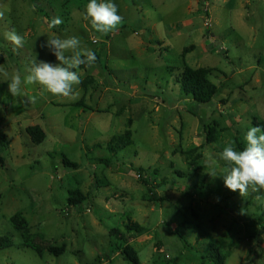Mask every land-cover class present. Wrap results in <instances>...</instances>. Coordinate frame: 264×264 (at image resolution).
<instances>
[{"label": "rangeland", "instance_id": "rangeland-1", "mask_svg": "<svg viewBox=\"0 0 264 264\" xmlns=\"http://www.w3.org/2000/svg\"><path fill=\"white\" fill-rule=\"evenodd\" d=\"M88 2L0 0V69L10 75L35 58L58 63L41 47L53 35L77 36L97 56L75 69V99L40 85L13 97L0 75V264H131L113 231L140 264H213L214 253L264 264V190L242 197L208 173L223 169L219 153L237 133L244 147L253 122L264 123V0H112L123 22L108 35L83 18ZM55 16L63 23L49 29ZM12 28L23 47L4 38ZM185 66L217 72L209 105L182 92ZM35 126L40 145L26 132ZM128 130L131 146L111 145ZM74 192L89 198L77 211Z\"/></svg>", "mask_w": 264, "mask_h": 264}, {"label": "clouds", "instance_id": "clouds-1", "mask_svg": "<svg viewBox=\"0 0 264 264\" xmlns=\"http://www.w3.org/2000/svg\"><path fill=\"white\" fill-rule=\"evenodd\" d=\"M3 15L4 12L0 11V19ZM83 18L90 21L91 28L102 35H108L123 22L118 5L112 0H89ZM62 23L63 20L55 16L47 22V26L52 29ZM4 38L16 48L23 47L25 43L24 37L15 28L6 31ZM41 47L48 48L58 63L37 61L35 58L23 77L19 71L10 75L8 71L0 69V75L8 82L9 92L13 97H20L23 95L22 86L40 85L44 92L75 99L78 95L75 86L82 83L75 69H79L81 65H93L97 60L95 51L84 45L77 36H49ZM29 102L34 103L35 98H30ZM244 142L242 149H238L235 142L225 144L219 153V160L225 166L220 173L215 170L208 172L212 177L222 175L224 186L242 197L247 196L250 189L252 192L264 190V129L259 126L250 127L244 136ZM206 155L210 156V153L206 152Z\"/></svg>", "mask_w": 264, "mask_h": 264}, {"label": "trees", "instance_id": "trees-1", "mask_svg": "<svg viewBox=\"0 0 264 264\" xmlns=\"http://www.w3.org/2000/svg\"><path fill=\"white\" fill-rule=\"evenodd\" d=\"M188 49H185L183 52V57H185ZM6 58L4 54H0V65L5 62ZM217 73L213 69H192L187 66L184 67L183 71L179 75V80L177 83L180 84L181 90L187 97L190 98V101H193L195 104L199 105H209L213 99L219 94V88L211 81V77ZM131 127V121L129 123ZM215 127H217V123H214ZM253 126H259L264 129V123H257L256 120L253 122ZM206 140L207 142H212L213 138L217 136V132L215 128L206 127ZM27 134L32 139L35 145H40L44 142L46 135L43 128L39 126L29 127L27 128ZM132 131L128 130L125 132L123 136L115 137L112 140V144L114 142H120V145L125 149L132 145ZM236 147L238 149H242V143L240 139V134L237 133L236 135ZM3 160L0 159V165H3ZM64 165L71 169H78L77 164H72L67 162L66 160L63 161ZM143 172L142 169H139L138 173ZM143 184L148 186L147 182L143 181ZM149 192L152 195H155L154 188H148ZM157 202L156 199H154ZM89 204V198L84 196L80 192H74L72 196L68 199V205L75 209L76 211L80 209V207H84L85 205ZM127 229L130 233L134 232L136 234L143 233L145 230L144 228L140 227L139 225H131L127 226ZM112 235L116 234L117 237L125 243V248L123 249V256L125 261L131 264H140L138 256L136 252L133 250L131 246H128V243L125 239V236L120 234L117 231H113ZM185 241V240H184ZM6 243V241H4ZM1 247V246H0ZM10 248V246H4L3 250ZM31 249L35 250L36 248L31 246ZM211 253V252H210ZM211 261L213 264H223L222 260L220 259V254H212ZM203 257V256H202ZM206 258V257H203ZM207 259V258H206Z\"/></svg>", "mask_w": 264, "mask_h": 264}, {"label": "built area", "instance_id": "built-area-1", "mask_svg": "<svg viewBox=\"0 0 264 264\" xmlns=\"http://www.w3.org/2000/svg\"><path fill=\"white\" fill-rule=\"evenodd\" d=\"M95 43H96V41H95Z\"/></svg>", "mask_w": 264, "mask_h": 264}]
</instances>
